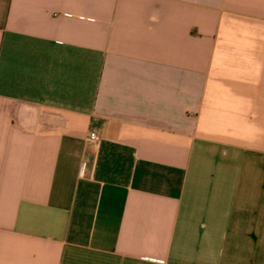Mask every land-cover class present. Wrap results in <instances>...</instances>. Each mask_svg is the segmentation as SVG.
<instances>
[{"label": "crops", "instance_id": "0c3cea01", "mask_svg": "<svg viewBox=\"0 0 264 264\" xmlns=\"http://www.w3.org/2000/svg\"><path fill=\"white\" fill-rule=\"evenodd\" d=\"M0 264H264V0H0Z\"/></svg>", "mask_w": 264, "mask_h": 264}, {"label": "built area", "instance_id": "2783aa9c", "mask_svg": "<svg viewBox=\"0 0 264 264\" xmlns=\"http://www.w3.org/2000/svg\"><path fill=\"white\" fill-rule=\"evenodd\" d=\"M90 139L94 142H98L100 140V136L98 135V133L93 132L90 134Z\"/></svg>", "mask_w": 264, "mask_h": 264}]
</instances>
